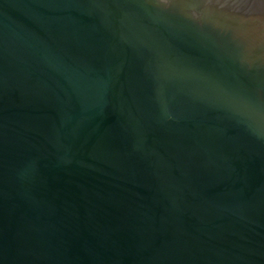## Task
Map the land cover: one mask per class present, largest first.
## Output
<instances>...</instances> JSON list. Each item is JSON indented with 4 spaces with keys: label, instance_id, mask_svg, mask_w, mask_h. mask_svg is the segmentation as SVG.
I'll use <instances>...</instances> for the list:
<instances>
[{
    "label": "water",
    "instance_id": "1",
    "mask_svg": "<svg viewBox=\"0 0 264 264\" xmlns=\"http://www.w3.org/2000/svg\"><path fill=\"white\" fill-rule=\"evenodd\" d=\"M0 264H264V0H0Z\"/></svg>",
    "mask_w": 264,
    "mask_h": 264
}]
</instances>
